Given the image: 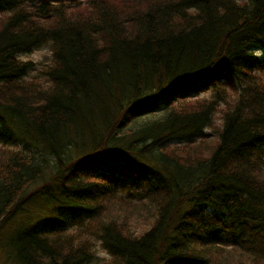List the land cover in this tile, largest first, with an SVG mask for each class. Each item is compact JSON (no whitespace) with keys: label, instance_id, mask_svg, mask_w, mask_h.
<instances>
[{"label":"trees","instance_id":"obj_1","mask_svg":"<svg viewBox=\"0 0 264 264\" xmlns=\"http://www.w3.org/2000/svg\"><path fill=\"white\" fill-rule=\"evenodd\" d=\"M0 11V222L35 213L13 239L19 264L92 260L75 226L106 264H211L224 238L264 260V0ZM44 45L50 63L23 80L18 55ZM215 113L216 138L194 141ZM114 201L148 204V226L129 230Z\"/></svg>","mask_w":264,"mask_h":264},{"label":"rangeland","instance_id":"obj_2","mask_svg":"<svg viewBox=\"0 0 264 264\" xmlns=\"http://www.w3.org/2000/svg\"><path fill=\"white\" fill-rule=\"evenodd\" d=\"M0 13H2V11H0ZM22 55L24 56V59L30 60L33 63V65L28 68L23 80L34 77H41L39 70L51 61V49L49 45L40 46L39 48H36L33 51ZM256 72L257 74L262 75V77L264 78V69L257 70ZM212 91L213 89L211 88L204 90L203 92L192 96L191 99H208L210 98ZM220 123V115L219 113H215L209 125L204 128L203 135L201 137H196L194 141H198L201 138L214 140L217 133L216 128L219 127L218 125ZM184 142L177 141V143L174 144H182ZM2 146L3 145H1L0 143V149L2 148ZM124 197H127V195H125ZM114 203L116 204L115 207L109 206L111 209L109 214L113 217L115 215H120L121 219L124 218V226L129 230L139 232L140 230H143L146 226H148V217L151 213V210H149L150 208H148V204H142L141 202L140 204L137 203L135 208H132L128 206L118 207L117 202L114 201ZM34 216L35 213H16L9 219H2V221L0 222V264H19L12 252V244L14 243L13 239L18 233L25 230L26 225L34 221ZM67 233L73 235V241H75L74 244H77L78 241H82L85 238L95 241L94 246L92 247L94 256L92 260L84 264H106L110 262L109 254L101 245L100 240H97L98 238L96 235H90L91 232L88 233L87 230H81L76 226L70 228ZM220 245L223 249L218 251L216 250V252L213 253L211 257V264H264V260H262L261 262L259 260H253L250 255L242 252L239 247L234 246L233 243L228 240V238H224L220 242Z\"/></svg>","mask_w":264,"mask_h":264},{"label":"clouds","instance_id":"obj_3","mask_svg":"<svg viewBox=\"0 0 264 264\" xmlns=\"http://www.w3.org/2000/svg\"><path fill=\"white\" fill-rule=\"evenodd\" d=\"M18 59L21 61H24V56L23 55H18Z\"/></svg>","mask_w":264,"mask_h":264}]
</instances>
